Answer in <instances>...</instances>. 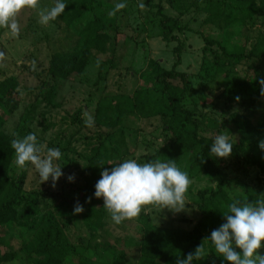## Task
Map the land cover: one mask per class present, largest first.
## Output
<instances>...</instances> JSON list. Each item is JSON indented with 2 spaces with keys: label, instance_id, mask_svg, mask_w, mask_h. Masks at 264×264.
Instances as JSON below:
<instances>
[{
  "label": "trees",
  "instance_id": "obj_1",
  "mask_svg": "<svg viewBox=\"0 0 264 264\" xmlns=\"http://www.w3.org/2000/svg\"><path fill=\"white\" fill-rule=\"evenodd\" d=\"M155 1L144 0V4L154 11L161 39L177 44L173 48L174 64L165 69L158 62L151 61L148 72L141 76L142 84L130 97L113 94L108 96L107 102L99 104L93 120L97 137L91 154L86 157L80 195L74 200L51 195L53 204L56 203L45 220L42 217L44 225L39 228L38 234L34 224L26 226L36 208V200L31 193L23 190L20 181L11 177L15 158L11 141L14 137L3 130L6 120L18 109L16 90L19 82L15 77L0 82V229L6 233L15 227L27 230L29 237L23 241V246L35 264H90L93 261V257L88 258L87 255H92L99 245L91 242L105 232L106 223V212L93 205L95 184L101 178L103 168L115 166V161L123 156L120 150L126 144L123 123L129 115L158 120L164 138L163 144L150 158L143 156L138 163H142V159L145 162L174 159L176 162L183 155L196 152L204 175L218 181L216 187L198 192L196 208L199 219L190 230L171 229L165 232L154 227L146 215L141 218L138 264H176L177 256L193 252L205 235H210L212 230L225 222L222 213L227 211L229 203L238 200V195L228 188L227 169L247 172L256 168L259 175L255 176L251 185L245 184L241 192L249 201L264 198L261 196L264 193V151L258 147L259 141L264 140V106L260 104L263 97L260 80L264 79V0L190 1V7H196L204 14L196 33L204 43L202 52L214 77L211 83L215 89L209 101L205 99L200 104L209 109L207 112L197 110L195 104L194 108L189 106L187 96L190 89L186 85V76L176 70L183 50L177 35L191 28L179 15L166 13L162 2L167 0ZM64 3L67 7L59 18L69 27L78 23L86 11H92L94 17L78 25L77 41L71 51L51 55L43 71V83L36 94L48 106L55 98L56 81L82 74L96 55L115 54V43L107 24L97 15L101 8L114 5L106 0H64ZM207 28L209 32L206 33L204 30ZM251 30L255 34L250 37L248 33ZM216 32L218 37L214 36ZM108 62L112 63V59ZM236 69H240V73L236 74ZM216 77L221 79L219 84L215 83ZM214 113L223 119L222 123L214 118ZM32 114V109L25 110L21 121L30 123ZM217 133L226 134L233 144L232 153L227 158L210 155L212 138ZM68 145L66 143L62 150ZM125 153L129 152L125 150ZM89 197L90 203L86 202ZM77 201L84 211L73 214ZM69 232L73 234L69 236ZM64 234L67 237H63ZM14 257L15 252H2L0 249V264L10 262ZM123 257L124 254L118 256L116 263ZM216 263L229 264L221 256ZM193 264L209 263L202 258Z\"/></svg>",
  "mask_w": 264,
  "mask_h": 264
},
{
  "label": "rangeland",
  "instance_id": "obj_2",
  "mask_svg": "<svg viewBox=\"0 0 264 264\" xmlns=\"http://www.w3.org/2000/svg\"><path fill=\"white\" fill-rule=\"evenodd\" d=\"M106 1L114 7L105 6L97 15L107 24L108 32L115 43V54L96 55L82 74H73L67 80L56 81L55 98L49 106L36 97L37 89L43 83L41 82L44 78L43 71L52 54L69 52L73 49L77 41L78 25L92 20L93 12L86 11L81 20L71 27L65 25L59 16L47 25H43L38 22V13L43 8L52 7L55 0H39L36 9L25 7L18 13L16 17L20 27L18 36L14 37L9 30L0 28V52L3 53L0 57V82L8 77H15L19 82L16 90L19 106L6 120L3 130L14 138L35 133L37 142L43 146L42 156L46 154L49 145V148H59L62 153L61 158L55 163L61 167L63 175L56 181L54 188L51 177L48 181L41 182L35 167L30 162H27L23 168L16 166L15 158L12 163L11 177L20 181L23 190L31 193L36 200V208L26 222V226L34 224L37 234L39 228H43L47 214L56 203L53 204L51 195L56 194L69 200H74L80 195L84 185L82 171L86 165V157L91 154V148L97 137L96 126H86L85 119L90 116L94 120L96 108L99 104L107 102L110 95L122 94L125 98L130 97L142 84L141 76L148 72L151 61L158 62L165 69H170L175 61L173 48L177 44L166 43L161 39L160 27L154 17V11L144 4V0ZM190 1L167 0L162 2V6L167 14L179 15L191 28L177 35L183 44V50L176 70L186 76V85L190 89L187 96L189 106L194 108L193 104H195L197 110L207 112L209 109L200 104L202 100L209 101L215 89L213 82L211 83L214 77L202 52L204 43L196 33L204 19V14L196 10V7H190ZM118 2L126 4V7L117 11L114 16L109 15ZM140 4L144 7H139ZM204 32H209V29ZM254 34V30L248 33L250 37ZM214 36L218 37L219 33H214ZM108 59H112V63L108 62ZM235 71L236 74L240 73V69ZM215 80L216 84L221 82L220 77H216ZM176 83L181 84L180 81ZM260 101L264 106V96ZM27 109H32V118L30 123H23L20 117ZM213 116L219 123L223 122V119L215 113ZM123 127L126 144L120 148L123 156L115 161L117 164L125 159L139 161L143 156L150 158L156 148L163 144V133L156 119L144 120L129 115L124 118ZM66 143L69 144L68 147L62 150ZM125 150L129 153L126 154ZM141 162L145 163L143 159ZM176 165L181 171L187 172L191 180L185 193V207L179 212L168 208L162 209L161 206L147 205L142 207L138 217L117 225L103 207V199L94 198L93 205L106 212V223L105 232L91 242L98 243L99 248L93 247L95 251L93 250L92 255L91 253L87 255L88 258L93 257L90 264H138L139 232L142 225L141 218L145 215L154 227L165 232L171 229L190 230L196 224L199 219L196 208L198 192L204 188L216 187L218 181L204 175L196 152L183 155L176 161ZM226 172L229 176V190L238 195V200H246L241 189L245 184H252L255 176L259 175L258 170L252 168L244 172L241 169L236 172L229 168ZM69 175H74L73 181L68 180ZM46 205L47 209L44 210ZM69 233V236L73 234V232ZM0 234L2 235L1 251L15 252L14 259L5 264H35L23 246V241L29 237L27 230L15 227L6 233L0 229ZM33 235L31 234L30 238ZM208 236L210 235H205L204 238ZM63 237H67V234ZM204 244L208 254L203 260L209 264H217L219 254L215 252L210 241ZM258 251L264 254V242ZM122 254L124 257L116 263L117 257Z\"/></svg>",
  "mask_w": 264,
  "mask_h": 264
},
{
  "label": "clouds",
  "instance_id": "obj_3",
  "mask_svg": "<svg viewBox=\"0 0 264 264\" xmlns=\"http://www.w3.org/2000/svg\"><path fill=\"white\" fill-rule=\"evenodd\" d=\"M38 3L39 0H0V28L9 30L14 37L18 36V13L25 7L36 9ZM66 7L64 0H55L52 7L39 11L38 22L47 25L60 16ZM125 7L126 4L117 3L109 15L114 16ZM139 7L143 8L144 5L140 4ZM2 56L3 53L0 52V57ZM260 86V94L264 96V79L260 80ZM236 99L239 100V97ZM85 124L92 127L94 121L88 116ZM212 140L211 156L227 158L231 155L233 144L226 134L217 133ZM11 147L15 151L14 163L17 167L23 168L30 162L41 182H46L51 177L52 187H55L56 181L63 175L61 167L55 163L62 156L59 148H47L46 154L42 156L43 146L37 142L35 133L14 138ZM258 147L264 151V140L259 141ZM100 176L95 184L94 195L103 199V207L117 225L138 217L142 207L147 205L161 206L162 209L168 208L174 212L183 210L185 193L191 184L188 173L181 171L174 159L167 162L156 159L145 163L125 159L111 168H103ZM68 180L73 181L74 175H69ZM261 196L264 197V193ZM86 202L90 203L91 197ZM83 211V206L77 201L73 214ZM222 214L225 222L212 230L210 236L205 237L193 252L183 257L177 256L176 264H193L204 258L208 254L204 244L206 241H210L215 252L229 264H264V254L258 251L264 242V198L254 201L234 200Z\"/></svg>",
  "mask_w": 264,
  "mask_h": 264
}]
</instances>
